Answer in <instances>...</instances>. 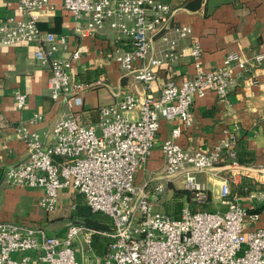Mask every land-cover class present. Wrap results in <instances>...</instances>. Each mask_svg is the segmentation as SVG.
Masks as SVG:
<instances>
[{
    "label": "built area",
    "instance_id": "2783aa9c",
    "mask_svg": "<svg viewBox=\"0 0 264 264\" xmlns=\"http://www.w3.org/2000/svg\"><path fill=\"white\" fill-rule=\"evenodd\" d=\"M62 9L76 22L75 33L82 37L99 36L111 30L126 47L114 61L125 73L143 84L141 93L126 95L119 102L99 108V123L84 124L85 95L103 85L102 81L83 83L73 77L75 62L86 50L83 46L69 58L57 55L66 48L65 36L40 28L43 17L53 15L52 0H19L21 19H0L2 46H38L36 60L51 70L48 88L56 103L66 111L54 124L49 141L28 127L18 130L27 147V160L10 167L4 181L21 188L41 189L40 207L48 213L59 209L60 194L72 191L85 197L94 213L110 217L113 231L101 233L111 240L109 252L98 264H264V227L250 230L261 213L250 209L231 184L239 175L249 176L253 169L237 162L229 164L232 173L222 180L218 199L226 210L194 211L184 202L179 219L160 209L167 201L169 185L182 181L193 204L207 206L211 193L198 175L208 174L224 162L228 150L234 159L235 140L220 142L210 154L184 149L177 140L183 129L194 126L192 106L208 91L220 101L227 99L235 86L234 66L247 70L264 62V54L254 61L234 52L215 70L203 67V49L194 42L190 49L196 75L181 83L167 79L158 97L154 93L157 71L175 62L182 54L180 45L193 35L189 26L169 23L168 4L157 0H63ZM158 40L159 46L156 45ZM15 105L22 111L27 96L15 92ZM35 115L31 124L41 120ZM161 119L180 120L162 145L165 167L162 179L148 191L136 184L138 172L147 164L156 146ZM249 198L264 209V190L253 191ZM98 232L80 223L69 224L62 235H50L39 225L0 222V264H79L75 244L83 237L91 245ZM14 253L32 256L14 260Z\"/></svg>",
    "mask_w": 264,
    "mask_h": 264
},
{
    "label": "crops",
    "instance_id": "0c3cea01",
    "mask_svg": "<svg viewBox=\"0 0 264 264\" xmlns=\"http://www.w3.org/2000/svg\"><path fill=\"white\" fill-rule=\"evenodd\" d=\"M168 4L172 14L171 25L189 26L193 35L180 45L182 56L175 62L163 65L154 83V93L158 97L164 82L172 78L181 83L196 75V67L190 54L194 42L202 46V62L206 70H215L225 64L228 54L237 52L254 61L258 54H264V0H157ZM19 0H0V19H21L18 13ZM57 6L53 15L40 21L44 32L65 36L66 48L58 57L69 58L73 51L83 46L86 50L82 59L74 63L73 77L83 83L102 81L103 85L90 90L85 95L83 109L84 124L96 126L99 123V108L115 104L126 95L141 93L143 84L134 76L125 73L114 61L115 54L126 49L114 32L82 38L75 33L77 24L86 25L87 18L76 22L73 16L62 9L63 0H52ZM159 46L158 40L156 43ZM38 46L18 44L2 46L0 42V222L9 221L22 224L49 227L56 213H48L40 207L43 190L10 186L4 181L5 172L12 166L24 163L28 152L18 130L28 127L39 132L47 142L51 130L66 111L63 103H56L51 97L48 82L51 70L42 66L35 58ZM235 86L226 100L220 101L216 92L208 91L203 98H197L192 106L194 126L183 129L178 144L192 152L210 154L215 146L228 139L235 140L256 154V164L249 176L239 175L235 188L251 178L264 185V62L254 64L247 70L234 66ZM27 96V105L19 111L15 105V92ZM41 116L36 124L30 120ZM182 126L181 121L161 119V128L156 146L147 164L138 172L136 184L146 190H153L162 179L165 158L163 143L171 138L172 130ZM232 173L229 164L219 165L208 174L198 175V180L207 184L211 193V205L215 211L220 206L218 193L222 180ZM171 186V187H170ZM182 186V181L170 183L172 187ZM72 191L60 194L59 206L69 203ZM173 197V195H172ZM173 199V198H172ZM243 203L261 213V219L250 227L255 230L264 227V209L249 197ZM163 201H171L169 193ZM174 202V201H173ZM59 217V216H58ZM61 217V214H60ZM57 219V218H56Z\"/></svg>",
    "mask_w": 264,
    "mask_h": 264
},
{
    "label": "trees",
    "instance_id": "16d2710c",
    "mask_svg": "<svg viewBox=\"0 0 264 264\" xmlns=\"http://www.w3.org/2000/svg\"><path fill=\"white\" fill-rule=\"evenodd\" d=\"M240 145V148L238 147V144L233 148V151L236 152V157L234 159L230 157V152L225 150V160L220 163V165L237 162L242 166H254L256 164V154L252 150L246 148L245 143L242 144L241 142ZM171 189L174 192L173 197L175 202L168 205L166 210L170 215L179 219L184 206L183 200L190 201L191 195L184 188L172 187ZM258 190H264V185L258 183L254 179L246 178L243 181V184L235 188V192H232L238 193L243 199L244 197H249L251 192ZM58 210L64 214H61V217L56 220L68 217L76 223L84 224L89 229L98 232L92 237L90 247L91 250L97 253L100 257H106L109 252L111 240L103 236L101 233L113 231V223L110 217L103 213H94L88 206L85 197L78 193H76V195H72L69 203L61 205V208L59 206ZM66 212L67 216H65Z\"/></svg>",
    "mask_w": 264,
    "mask_h": 264
},
{
    "label": "rangeland",
    "instance_id": "374dc122",
    "mask_svg": "<svg viewBox=\"0 0 264 264\" xmlns=\"http://www.w3.org/2000/svg\"><path fill=\"white\" fill-rule=\"evenodd\" d=\"M177 188H182V186H179ZM172 195L174 196V192H171V193L169 192V198L171 199V201H167L164 205L161 204L160 209L162 210L165 209V211H167L166 210L167 206L175 202L174 197H172ZM183 201L190 202V207L194 211H208V212L215 211L214 205H211V204L207 206H203L201 204H193L191 200L190 201L183 200ZM60 214H64V213L59 212L58 215L53 216V218L54 217L60 218ZM65 216H67V212L65 213ZM56 218L50 222L52 225L49 224V227L44 228L46 232L50 235H55V234L62 235L65 233L69 224L76 223L74 220L69 219L68 217H64L58 220H56ZM79 242L80 243L75 244L76 258L79 264H98V263H103L105 261V257H100L97 253L91 250L90 246H87L86 244L84 245L82 236L80 237ZM29 256H32V254L31 253H14L12 255V258L14 260H20L23 257H29Z\"/></svg>",
    "mask_w": 264,
    "mask_h": 264
}]
</instances>
